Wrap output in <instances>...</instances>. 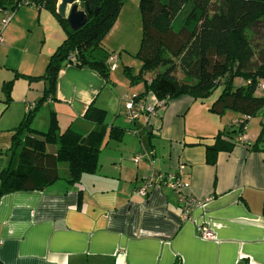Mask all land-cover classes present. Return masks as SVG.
I'll return each mask as SVG.
<instances>
[{
    "label": "crops",
    "instance_id": "0c3cea01",
    "mask_svg": "<svg viewBox=\"0 0 264 264\" xmlns=\"http://www.w3.org/2000/svg\"><path fill=\"white\" fill-rule=\"evenodd\" d=\"M127 15L124 0L103 38L105 47H116L107 37L128 28ZM24 35L27 43L18 48ZM2 36L0 51L18 50L23 65L12 61L4 68L14 67L12 74L6 70L0 77V151H6L0 154V172L9 159L14 128L46 86L26 76L43 74L66 32L47 9L22 5ZM10 80V101L5 103L1 87ZM113 80L110 85L88 67L62 63L54 96L37 110L40 116L32 117L31 126L45 131L53 111L59 132L70 128L86 136L95 128L84 117L87 107L104 109L98 166L69 182L66 165L62 176L41 189L0 196V264H264L261 131L249 134L248 123L247 142H237L235 122L241 115L209 111L212 95L204 100L183 95L154 114L140 112L129 120L128 89L117 88ZM263 122L264 111L257 123ZM111 127L124 130L119 139L109 138ZM212 145L219 148L213 163L206 157V147ZM46 149L54 152L56 147ZM152 169L175 173L179 189L154 180L140 195L137 190ZM180 196L201 202L184 217ZM200 225L208 226L214 238H202Z\"/></svg>",
    "mask_w": 264,
    "mask_h": 264
},
{
    "label": "trees",
    "instance_id": "16d2710c",
    "mask_svg": "<svg viewBox=\"0 0 264 264\" xmlns=\"http://www.w3.org/2000/svg\"><path fill=\"white\" fill-rule=\"evenodd\" d=\"M36 8L47 9L65 30L66 36L49 56L43 74L26 76L43 79L41 97L14 128L7 164L0 172V196L18 190L41 189L59 178L57 165L65 162L67 180L75 182L98 166V153L106 132V111L89 105L84 117L95 124L86 136L70 128L58 131L53 111L45 131L34 129L31 119L48 97L54 96L56 76L62 63L88 67L106 83L112 70L113 55L102 45L124 0H79L89 4L86 22L71 30L56 12L57 0H34ZM15 0H0V11L16 10ZM95 8L97 12L94 13ZM141 38L135 56L141 64L131 84L143 83V90L132 98L154 94L164 105L183 95L207 99L218 90L209 111L221 115L226 110L239 113L247 121L264 111V62L251 68L253 50L247 38L258 23H264V0H139ZM176 71L181 72L179 79ZM148 74H153L147 77ZM12 81L2 84L4 102L10 101ZM248 117V119H246ZM240 130V125L237 126ZM122 129L111 127L109 138L119 139ZM54 145V152L46 146ZM216 145L206 147L207 161L213 163ZM5 154L1 152L0 154ZM175 264H180L176 261Z\"/></svg>",
    "mask_w": 264,
    "mask_h": 264
},
{
    "label": "rangeland",
    "instance_id": "374dc122",
    "mask_svg": "<svg viewBox=\"0 0 264 264\" xmlns=\"http://www.w3.org/2000/svg\"><path fill=\"white\" fill-rule=\"evenodd\" d=\"M138 2L139 0H128V30L122 29L121 31H117L114 35L111 37H107L109 42H111L113 45L116 47L114 49H110L105 47L104 41L102 40V45L104 46L105 49H107L109 52H111L113 55H115V65L117 66V69L115 71H110L109 75V81L108 84L112 85L111 83L114 82L113 78H115L118 81V86L117 88H121L123 86L125 89H128V100L131 99L132 97V92L139 93L140 91L143 90V83L142 82H137L136 84H131V77L130 75H135L140 67V60L135 56V53L138 50L139 47V42L141 38V20H140V13L138 9ZM2 18V14L0 16V19ZM112 34V33H111ZM35 36L33 37L34 41ZM247 38L250 42V47L253 50V55L251 57L250 61V67L254 68L261 62H264V23H258L253 27L251 32L247 33ZM27 43V36L24 35L23 38L18 42L17 47L21 48V46L25 43ZM35 45V41H34ZM33 56H35L34 53H32ZM20 60V54L18 50L12 49L8 53H3L0 51V77L3 74L4 71L10 72L12 74L13 71L11 69H4L5 67L10 66V63L12 61ZM48 60V59H47ZM21 65H23V60H20ZM47 63V62H46ZM25 64V63H24ZM128 67L129 74L126 75L124 73V68ZM45 70V66L43 68V72ZM153 74H148L147 77H151ZM176 75L179 79H182V73L176 71ZM41 83L44 82L43 79H40ZM45 83V82H44ZM119 88V89H120ZM217 89L212 93V96H216L218 93ZM120 91V90H118ZM29 105V104H28ZM27 105V106H28ZM26 106V107H27ZM227 112L232 113L233 115H239V113L232 111V110H227ZM40 116V111H37V113L33 116V119L35 117ZM261 116V112L258 113L257 115L255 114L254 116H251L248 121V127H247V132L249 134H252L258 129V132H256V135L259 134V131H261V142L264 143V122L261 124H258V118ZM32 119V121H33ZM136 140H138V135H133ZM64 166H66L65 162H60L57 165L58 169V174L60 176L63 175L64 172Z\"/></svg>",
    "mask_w": 264,
    "mask_h": 264
},
{
    "label": "built area",
    "instance_id": "2783aa9c",
    "mask_svg": "<svg viewBox=\"0 0 264 264\" xmlns=\"http://www.w3.org/2000/svg\"><path fill=\"white\" fill-rule=\"evenodd\" d=\"M17 6H22V5H27V6H34L35 2L34 0H15ZM13 10H4L2 11V18L0 19V44L3 42V36L2 32L6 25L10 22L12 15H13ZM115 55H111L108 58V63L110 64V68L113 70L115 68ZM134 96V95H133ZM132 96V97H133ZM165 100L164 99H158L154 94H147L142 97H138L136 99H129L125 103V115L129 120L135 119L140 112H146L148 114H154L157 108H160L161 106L164 105ZM33 105V103H30L25 111L28 112L30 107ZM248 119V117H246ZM245 119H242L240 122L237 120L235 122V125L238 126L240 125V130L239 134L237 136L236 141L243 144L247 142V138L244 135V131L247 127L248 121H243ZM139 156H136L134 158L135 161H137ZM175 173H161L159 171H156L152 169V173L149 177L146 178L144 186L138 188L137 192L144 196L147 193V188L148 186L154 181L158 180L164 183L167 187L173 189V190H178L179 189V183L175 179ZM180 199L182 201V214L184 217L189 215L190 209L194 205H198L201 202V199L197 198H191V197H183L180 196ZM198 233L199 235L204 238V239H212L214 238L213 232L208 228L206 225H200L198 227Z\"/></svg>",
    "mask_w": 264,
    "mask_h": 264
},
{
    "label": "water",
    "instance_id": "95a60500",
    "mask_svg": "<svg viewBox=\"0 0 264 264\" xmlns=\"http://www.w3.org/2000/svg\"><path fill=\"white\" fill-rule=\"evenodd\" d=\"M56 12L66 20L71 30H76L86 22L90 6L89 4L81 5L79 0H57ZM96 12L97 8L94 10V13Z\"/></svg>",
    "mask_w": 264,
    "mask_h": 264
}]
</instances>
